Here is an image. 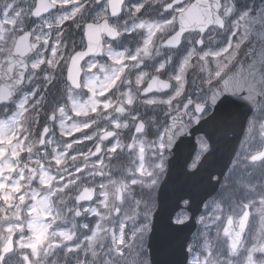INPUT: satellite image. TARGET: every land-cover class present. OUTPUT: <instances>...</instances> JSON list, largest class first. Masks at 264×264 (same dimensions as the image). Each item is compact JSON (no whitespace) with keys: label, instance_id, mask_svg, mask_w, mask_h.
<instances>
[{"label":"snow or ice","instance_id":"1","mask_svg":"<svg viewBox=\"0 0 264 264\" xmlns=\"http://www.w3.org/2000/svg\"><path fill=\"white\" fill-rule=\"evenodd\" d=\"M245 108L264 117V0H0V264H264V179L202 202L191 239V196L154 223L170 158L264 169V119L228 140Z\"/></svg>","mask_w":264,"mask_h":264},{"label":"water","instance_id":"2","mask_svg":"<svg viewBox=\"0 0 264 264\" xmlns=\"http://www.w3.org/2000/svg\"><path fill=\"white\" fill-rule=\"evenodd\" d=\"M252 110L245 108L241 113V123L237 125L233 130L228 132V140L231 145L238 149L239 143L243 137L246 128V121L252 114ZM189 139H193L189 137ZM195 141L193 140V143ZM234 156L231 157L233 159ZM170 168L165 174L161 184L156 193V209L155 212L158 213V217H154V223L162 224L167 221L169 216L175 218L176 214L183 210L186 211L185 206H183V201L181 196L187 197L191 196L193 199V204L191 210L188 214L194 219L189 221V227L184 229L183 233L178 235V243L182 241L185 237H190L196 229V219L198 215L202 212L203 203L207 202L213 195L218 191L219 185L223 176L230 166V155L229 150L221 147L220 150L209 158L208 164L202 171L200 176L188 179L180 174V164L183 162V156L177 155L174 158H170ZM214 173V177H218L219 180H212L211 183L208 182V174ZM214 179V178H213ZM215 185V187H213ZM147 255L151 258L156 256V253L147 247ZM173 259L179 258L178 256L172 257Z\"/></svg>","mask_w":264,"mask_h":264},{"label":"rangeland","instance_id":"3","mask_svg":"<svg viewBox=\"0 0 264 264\" xmlns=\"http://www.w3.org/2000/svg\"><path fill=\"white\" fill-rule=\"evenodd\" d=\"M256 117V120L259 122L261 119H264V117H262L260 114H253ZM71 123V122H69ZM259 123H257V129L256 132L254 133L255 136V140L252 142V146L255 147H259L260 146V137H259ZM75 135H80L79 133L75 134ZM230 179H228V189L227 192L225 193V195L223 196H228L231 192H233L232 190H237L238 189V184L239 182H243V181H248V180H253V178H255L256 181L258 180H262L264 179V169H260V168H256L252 171L251 176H249L247 174V171L243 168V161H241V165L239 167H237L232 173L231 176L229 177ZM162 180V178H161ZM161 182V181H160ZM159 186V185H158ZM158 188V187H157ZM157 189L155 190V192L152 193V198L154 200L155 198V194H156ZM139 190H137V194H138ZM145 199H147V195L145 194ZM217 199H219L220 197H216ZM155 203V201H154ZM155 209V208H154ZM205 211V209H204ZM253 224L255 227H258V217H254L253 218ZM221 227V242H223L224 238L222 235V227L224 226V224L219 225ZM201 229V225L199 224V230ZM129 261H132L134 259L133 256H129L127 258Z\"/></svg>","mask_w":264,"mask_h":264},{"label":"trees","instance_id":"4","mask_svg":"<svg viewBox=\"0 0 264 264\" xmlns=\"http://www.w3.org/2000/svg\"><path fill=\"white\" fill-rule=\"evenodd\" d=\"M223 184H225V181H224ZM232 191H235V189L232 190ZM224 193H225V187H221V188H220V191H219V193L217 194L216 197H221L222 195H224ZM138 195H139V192H138ZM152 199H153V198H152ZM225 208H226V210H227V207H225Z\"/></svg>","mask_w":264,"mask_h":264}]
</instances>
